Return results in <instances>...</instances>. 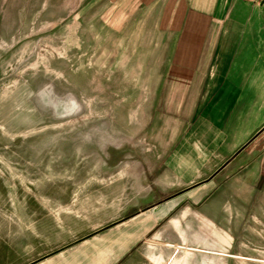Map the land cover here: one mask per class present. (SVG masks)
Masks as SVG:
<instances>
[{
    "label": "rangeland",
    "instance_id": "obj_1",
    "mask_svg": "<svg viewBox=\"0 0 264 264\" xmlns=\"http://www.w3.org/2000/svg\"><path fill=\"white\" fill-rule=\"evenodd\" d=\"M160 17L137 0H0L9 264H264V214L227 221L224 171L209 180L212 158L189 166L178 149L195 134L162 69ZM137 211L146 230L129 228Z\"/></svg>",
    "mask_w": 264,
    "mask_h": 264
},
{
    "label": "crops",
    "instance_id": "obj_2",
    "mask_svg": "<svg viewBox=\"0 0 264 264\" xmlns=\"http://www.w3.org/2000/svg\"><path fill=\"white\" fill-rule=\"evenodd\" d=\"M140 3L159 6L160 30L173 38L161 51L171 54L162 69L166 82L176 86L172 92L178 115L188 119L193 135H198L178 146L190 160L187 165L212 158L219 168L209 180L224 171L226 220L243 222L249 221L248 214H264V207L244 201L264 198V0H137ZM145 213L129 216V228L135 225L137 230L139 223L146 230ZM58 254L24 264H52ZM0 258V264H9L7 256Z\"/></svg>",
    "mask_w": 264,
    "mask_h": 264
}]
</instances>
